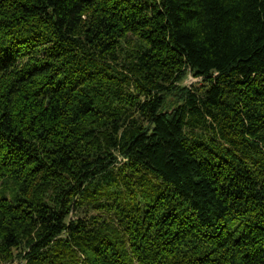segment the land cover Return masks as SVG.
<instances>
[{"label":"trees","instance_id":"obj_1","mask_svg":"<svg viewBox=\"0 0 264 264\" xmlns=\"http://www.w3.org/2000/svg\"><path fill=\"white\" fill-rule=\"evenodd\" d=\"M0 264H264V0H0Z\"/></svg>","mask_w":264,"mask_h":264},{"label":"rangeland","instance_id":"obj_2","mask_svg":"<svg viewBox=\"0 0 264 264\" xmlns=\"http://www.w3.org/2000/svg\"><path fill=\"white\" fill-rule=\"evenodd\" d=\"M197 82H198V78H194L190 73H187L181 85L189 87L191 84H194Z\"/></svg>","mask_w":264,"mask_h":264}]
</instances>
